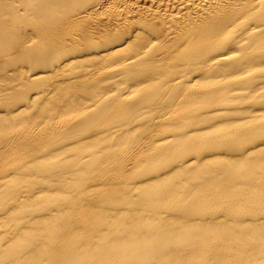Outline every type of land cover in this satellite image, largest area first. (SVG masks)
<instances>
[{
  "label": "bare ground",
  "instance_id": "bare-ground-1",
  "mask_svg": "<svg viewBox=\"0 0 264 264\" xmlns=\"http://www.w3.org/2000/svg\"><path fill=\"white\" fill-rule=\"evenodd\" d=\"M0 264H264V0H0Z\"/></svg>",
  "mask_w": 264,
  "mask_h": 264
}]
</instances>
